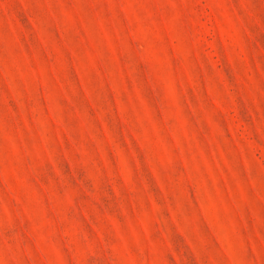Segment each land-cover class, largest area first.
<instances>
[{"label":"rangeland","instance_id":"374dc122","mask_svg":"<svg viewBox=\"0 0 264 264\" xmlns=\"http://www.w3.org/2000/svg\"><path fill=\"white\" fill-rule=\"evenodd\" d=\"M0 264H264V0H0Z\"/></svg>","mask_w":264,"mask_h":264}]
</instances>
